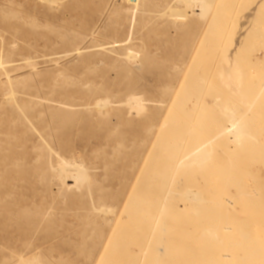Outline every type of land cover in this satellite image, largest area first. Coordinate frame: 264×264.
I'll list each match as a JSON object with an SVG mask.
<instances>
[{
	"label": "rangeland",
	"instance_id": "1",
	"mask_svg": "<svg viewBox=\"0 0 264 264\" xmlns=\"http://www.w3.org/2000/svg\"><path fill=\"white\" fill-rule=\"evenodd\" d=\"M213 1L218 17L202 20L197 11L183 14L180 0H0V112L22 119L21 107L31 114L30 102L39 100L57 108L62 102L108 103L92 114L77 115L78 126L46 134L67 159L75 149L83 153L94 168L89 183L38 182L34 173L41 171L21 162L20 169L10 167L1 175L0 158V209H11L12 221L19 217L22 227L18 239L9 225L2 233L0 214V236L14 235L10 242L3 239L5 246L41 244L42 264H264V92L258 97L264 81V0ZM197 47L206 51L193 86L206 89L191 94L186 84L184 95L180 82ZM227 63L244 82L242 94L218 79ZM130 96L144 100V115L127 114L124 102ZM108 108L114 109L99 114ZM233 112L245 115L241 144L236 147L230 133L211 145L214 154L203 169L192 166L185 175L190 178L176 189L181 194L172 200L169 218H162L159 206L149 205L146 220L129 225L125 217V223H113L108 210H92L89 187L94 198L119 197L122 203L134 181L140 201L155 199L154 184L143 186L155 173L151 163L138 173L145 153L141 142L147 140L152 158L178 160L214 139ZM4 123L3 130L9 121ZM144 126L153 128L147 139ZM13 132L9 134L17 141L11 143L10 162L16 164L24 151L30 152L35 137L21 125ZM92 135L102 139L105 149ZM11 136L0 138L2 148L10 147ZM117 142L122 150L133 143L129 157L104 159ZM186 191L199 200L193 206L187 204ZM25 207L31 226H36V214L47 211L52 217L31 231ZM96 232L104 238L94 247ZM115 240L121 248L117 257ZM11 258L7 249L0 251V264L4 259L16 264Z\"/></svg>",
	"mask_w": 264,
	"mask_h": 264
},
{
	"label": "bare ground",
	"instance_id": "2",
	"mask_svg": "<svg viewBox=\"0 0 264 264\" xmlns=\"http://www.w3.org/2000/svg\"><path fill=\"white\" fill-rule=\"evenodd\" d=\"M213 0H180V3H182L185 7L183 14L189 12L194 13L195 11L199 12V17L202 20H208L210 16H212L213 19H216L219 14V9L213 10ZM218 3V2H217ZM170 4V3H169ZM203 4V5H202ZM219 4V3H218ZM171 6V4H170ZM204 8V10H200V8ZM181 12V13H182ZM172 14V13H170ZM182 16H185L183 15ZM174 15H172L173 17ZM181 17V15H180ZM208 22V21H207ZM207 48V47H205ZM205 50L204 48L197 47L187 70L185 71L181 82L179 89L185 90V93L188 94L187 87L186 89H182L184 85L189 84L188 88L189 93L191 94H197L200 95L203 93V91L206 89V86H199L198 88L196 86H193V82L197 80L198 75L200 73H197V68L199 65V61L201 59V52ZM206 51V50H205ZM204 56V55H203ZM201 66V65H200ZM140 68V67H139ZM240 72V71H238ZM218 79L221 80L222 84L226 89H229L230 91L234 93H243L244 92V82L242 79H239L236 77V74L231 70L230 66L227 64H223L221 70L219 71V76ZM7 80V79H6ZM179 94L181 91H178ZM177 92V93H178ZM264 92V81L260 86L259 92H258V97ZM176 97H178V95ZM181 94V96L183 95ZM13 95V94H12ZM12 95L10 98L13 100ZM183 95V96H184ZM9 97V96H8ZM178 99V98H177ZM6 100V99H5ZM14 101V100H13ZM108 101V100H107ZM176 103H179L178 100L175 101ZM173 102V103H174ZM181 102V101H180ZM33 103V108L31 114L27 113L26 111L29 109H23L21 107V111L23 112V118L21 119L18 114H13L10 116H5V112H0V138H3V136L11 134L15 135L13 132L18 125H21L24 127V130H27L30 133H34V139L31 140V150L30 152L24 151L25 153L23 154V158L19 160L18 163L16 164H11V157H10V151H11V143H15L17 139L15 137L11 136L9 138V141L6 142L7 148H2L0 146V155L3 154L0 158L1 161L4 163V166L2 168L1 175H4V173L9 172L8 170L10 167H16L20 169L19 163L21 162L22 164H26L31 170H38L40 174L38 175L37 173H34V177H37L38 182H48L51 183L52 181L58 180L59 182H72L74 187H81L85 183H89L90 179L92 178V170L94 169L93 167H90V163H86L82 157V152L78 151L75 149L71 153V158L67 159V157L63 154V152L52 146L51 141L53 139L47 138L46 134H51L53 135L56 132V129H69L70 127H76L78 126V121H77V115L80 113H88L92 114L97 107L100 106H106L108 103L103 101V103H96L93 107H91V104H72V103H65L62 107H50V106H44L45 103L41 100L35 101V102H30ZM122 103L123 102H119ZM172 103V104H173ZM125 106H127V114L130 115L131 113L135 112L138 116L139 115H144L146 113V106L144 105V100L141 98H138L137 96H130L128 100L124 102ZM171 104V105H172ZM170 105V109L173 107ZM42 106L45 107L44 110H36L37 107ZM75 107H79V110H75ZM169 107V106H168ZM40 108V107H39ZM183 108V107H182ZM114 108H108L106 111H100L99 114L105 115L108 112L112 111ZM148 112V111H147ZM244 118L245 115L242 116H236L235 113H230L228 119H227V125H221L218 127L220 131L217 133L214 139H210L209 141L205 143H200L195 146L193 150H190L187 155L184 157L180 158L177 160L173 158H165L161 157L160 155H156L154 158L150 157L149 154V147L147 146V140L144 142H141L139 144V149L143 150L144 149V156L141 160L140 167L138 169V173L141 170V167L144 165L145 167L149 166L151 163V166L153 167V172H155L153 175L149 176L147 178V181L144 182V187H150L152 183L154 184V192H155V199L151 202L150 200L147 201H140L138 197V187L134 186V181L132 185L127 189L126 194L123 197L122 203L119 202V197H105L103 195H99L98 197L94 198L92 195V188L89 187L87 190L88 196L91 198V205H92V210L99 211V212H104V210H108V212L113 215V223L118 222L122 220V217H125L127 220V223L129 225H134L137 222H141L146 220L148 216H145L144 212L148 211V206L150 205L151 208H155L156 206H159V209L161 213L164 214L162 216L163 219L169 218L170 214L172 215L173 211V199L175 197H178L181 193H175L176 189L177 191H180V189L183 186V183H186V180H188L190 177L185 176L189 171V169L192 166L197 167V171H201L203 169V165L209 161L211 156L214 154L212 150L209 148L211 145L219 138L227 137L230 133L233 134L232 143L235 144V146H239L242 142V138L244 137ZM9 121L8 128L5 130L1 129L4 126V122ZM202 128V126H200ZM153 128L151 126H144L143 128V136L145 139H147L149 133L151 132ZM158 131L159 128L157 127ZM12 132L9 134V132ZM51 131V132H50ZM116 130L110 132V133H115ZM153 132V131H152ZM212 134V133H211ZM161 134H157V139L162 140ZM38 138H37V137ZM54 138V136H53ZM90 138L95 139V140H101L100 143L102 144L101 147L105 149V143H103L102 139L100 137H94L93 135L90 136ZM199 138V137H198ZM92 141V140H91ZM85 142V141H84ZM89 146V142H85ZM23 144V143H22ZM163 144V143H162ZM195 144V142H194ZM193 144V145H194ZM107 145V144H106ZM21 145H18L17 147H20ZM158 146V145H157ZM122 142H117L116 146L111 147V153L107 154L104 153L102 156L103 158H108V157H114V156H125L129 157L131 154V150L133 149V143L125 147L124 150H122ZM23 149H27L25 145H22ZM212 149V147H211ZM103 150V149H102ZM181 152V150H180ZM9 153V154H8ZM8 154V155H7ZM153 154V153H152ZM163 156V155H162ZM119 158V157H118ZM152 158V159H151ZM10 162V163H8ZM207 166V165H206ZM137 173V174H138ZM182 174L179 181L175 183L174 179L178 174ZM0 175V176H1ZM137 177V175H136ZM135 177V178H136ZM159 179V180H158ZM156 180L159 182L156 183ZM191 181V180H190ZM66 184V183H64ZM63 185V184H62ZM70 186V185H69ZM175 188V189H174ZM68 189V188H67ZM102 191V189H101ZM121 194V195H122ZM192 194V195H191ZM185 198H189L187 201L193 206L194 202H198L199 200H196L195 194L191 193V191H186ZM179 198V197H178ZM1 205L4 207L6 206L5 202H1ZM186 205V204H185ZM149 207V209H151ZM168 207V208H167ZM107 208V209H105ZM10 212V210H6L4 212L2 209H0V214L2 215V233H5V228L6 226L9 225V228H13L14 231L12 232L14 235H17V239L22 235L20 231H22L21 225L16 220L13 222L12 220V215L14 214L13 212ZM143 211V212H142ZM150 211V210H149ZM148 211V212H149ZM23 215L25 216V219L27 221L28 229L33 231L36 230L43 224L44 221L48 220L49 218L52 217V214L49 212H42L40 216L38 217V214L34 215L35 218V223L36 226L30 225L28 222L29 217L26 216L28 213L26 210V207L24 208ZM147 215V214H146ZM20 216V215H19ZM1 217V216H0ZM161 218V217H160ZM123 221V220H122ZM148 221V220H147ZM124 222V221H123ZM161 222V220H160ZM112 223V224H113ZM117 223V224H118ZM125 223V222H124ZM147 222H145L146 224ZM103 224V223H102ZM111 224V223H110ZM164 224V223H163ZM119 226V225H118ZM164 228V227H163ZM27 230V231H29ZM164 231V230H163ZM154 232V231H153ZM7 234L0 236V251L7 249L12 253V258L16 260V264H42V261L40 260L42 255V250L44 247L41 244H35L31 246H26V247H18L17 245H12V246H5V244L2 243L3 239L8 240V242L12 241L14 238L13 234ZM95 234V233H94ZM96 234L99 237L98 242L94 245L97 246L99 245V242H102L104 235L103 233L96 232ZM123 235L126 236V234L123 233ZM116 242L113 243V254L117 257V253L120 248V244H118L117 240ZM102 244V243H100ZM149 244V243H148ZM107 246V244H106ZM104 246V247H106ZM102 245V248H104ZM130 247V246H129ZM158 247V246H157ZM156 247V248H157ZM124 248V247H123ZM122 248V250H124ZM163 251V246H161L158 249V257L161 256V252ZM126 253V252H125ZM145 255V254H144ZM142 256V255H141ZM129 258V257H128ZM144 259V258H143ZM7 259L3 260V264H7ZM27 262V263H26ZM155 262V261H154ZM51 264V263H47Z\"/></svg>",
	"mask_w": 264,
	"mask_h": 264
}]
</instances>
